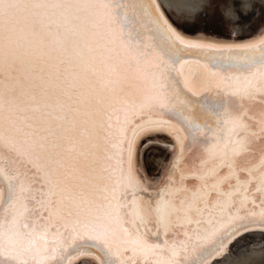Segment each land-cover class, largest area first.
Instances as JSON below:
<instances>
[{"label":"snow or ice","instance_id":"obj_1","mask_svg":"<svg viewBox=\"0 0 264 264\" xmlns=\"http://www.w3.org/2000/svg\"><path fill=\"white\" fill-rule=\"evenodd\" d=\"M251 7L243 33L157 0H0V264H236L264 246Z\"/></svg>","mask_w":264,"mask_h":264},{"label":"bare ground","instance_id":"obj_2","mask_svg":"<svg viewBox=\"0 0 264 264\" xmlns=\"http://www.w3.org/2000/svg\"><path fill=\"white\" fill-rule=\"evenodd\" d=\"M157 2L161 3L167 12L174 15L180 22L194 23L198 17L203 20L209 14H213L223 19L229 28L235 29L237 32L247 33V26L241 29L237 25L236 18L237 16L250 15L253 12L251 5L258 4L259 0H157ZM209 3L214 5L212 13L205 12L203 8V5ZM254 11V24L251 34L256 36L261 27L264 26V20L261 19L259 7H256ZM225 38H228L227 35ZM192 66L189 65L188 67ZM154 154L157 157L161 155L159 150H154ZM257 242L258 240L252 242L251 249L246 254H242L241 259L237 260L236 264H264V246Z\"/></svg>","mask_w":264,"mask_h":264},{"label":"rangeland","instance_id":"obj_3","mask_svg":"<svg viewBox=\"0 0 264 264\" xmlns=\"http://www.w3.org/2000/svg\"><path fill=\"white\" fill-rule=\"evenodd\" d=\"M257 238H258V239H257ZM256 240H258V242H259V236H256V237L251 241V244H252L253 241H256ZM258 242H257V243H258Z\"/></svg>","mask_w":264,"mask_h":264}]
</instances>
